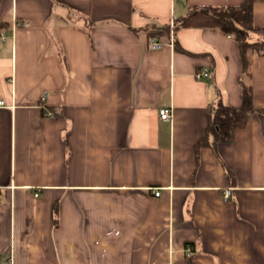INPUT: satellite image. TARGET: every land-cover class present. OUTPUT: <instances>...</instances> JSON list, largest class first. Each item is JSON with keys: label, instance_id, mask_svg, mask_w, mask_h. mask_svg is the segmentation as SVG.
<instances>
[{"label": "crops", "instance_id": "0c3cea01", "mask_svg": "<svg viewBox=\"0 0 264 264\" xmlns=\"http://www.w3.org/2000/svg\"><path fill=\"white\" fill-rule=\"evenodd\" d=\"M244 1L0 0V264H264V55L211 130L245 74L213 11Z\"/></svg>", "mask_w": 264, "mask_h": 264}, {"label": "trees", "instance_id": "16d2710c", "mask_svg": "<svg viewBox=\"0 0 264 264\" xmlns=\"http://www.w3.org/2000/svg\"><path fill=\"white\" fill-rule=\"evenodd\" d=\"M253 2L245 0L240 6L216 8L213 14L225 23L224 29L239 44L244 73L249 72L250 55H264V29L256 28L253 24ZM255 33V34H254ZM244 74H241V78ZM242 103L240 106L218 104L211 130L217 140L229 141L235 131L242 127L250 112L256 108L253 105L252 86L241 80Z\"/></svg>", "mask_w": 264, "mask_h": 264}, {"label": "built area", "instance_id": "2783aa9c", "mask_svg": "<svg viewBox=\"0 0 264 264\" xmlns=\"http://www.w3.org/2000/svg\"><path fill=\"white\" fill-rule=\"evenodd\" d=\"M149 46L152 50H160L165 46V43L163 41H161L160 39L153 37L150 40ZM195 75H196V78H198V79H205V78L210 77V70L207 68H201L196 72ZM45 98H46V94L42 97V100H44ZM5 105H6V101L0 99V107L5 106ZM159 113H160V118L162 120H170L172 118V115H173L172 108H168V107L160 108ZM229 193H230V191L226 192V196H228ZM160 194H161L160 190L155 192L156 196H160ZM35 195L38 196L39 194L35 193ZM188 254H189V252H188Z\"/></svg>", "mask_w": 264, "mask_h": 264}, {"label": "rangeland", "instance_id": "374dc122", "mask_svg": "<svg viewBox=\"0 0 264 264\" xmlns=\"http://www.w3.org/2000/svg\"><path fill=\"white\" fill-rule=\"evenodd\" d=\"M242 79H243L244 83H247L249 80V74H244Z\"/></svg>", "mask_w": 264, "mask_h": 264}]
</instances>
